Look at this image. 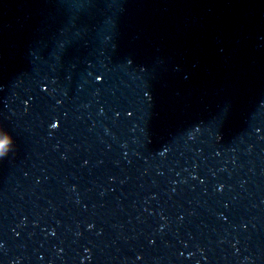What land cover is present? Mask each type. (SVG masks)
Returning <instances> with one entry per match:
<instances>
[{"label":"water","instance_id":"water-1","mask_svg":"<svg viewBox=\"0 0 264 264\" xmlns=\"http://www.w3.org/2000/svg\"><path fill=\"white\" fill-rule=\"evenodd\" d=\"M5 132L0 264H264V0H0Z\"/></svg>","mask_w":264,"mask_h":264},{"label":"clouds","instance_id":"clouds-1","mask_svg":"<svg viewBox=\"0 0 264 264\" xmlns=\"http://www.w3.org/2000/svg\"><path fill=\"white\" fill-rule=\"evenodd\" d=\"M11 136L8 133L3 134V139H0V156L4 155V148L11 142Z\"/></svg>","mask_w":264,"mask_h":264},{"label":"snow or ice","instance_id":"snow-or-ice-1","mask_svg":"<svg viewBox=\"0 0 264 264\" xmlns=\"http://www.w3.org/2000/svg\"><path fill=\"white\" fill-rule=\"evenodd\" d=\"M53 127H55V124H53Z\"/></svg>","mask_w":264,"mask_h":264}]
</instances>
